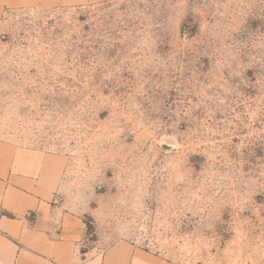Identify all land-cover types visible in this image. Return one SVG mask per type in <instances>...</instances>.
<instances>
[{"label":"rangeland","instance_id":"obj_1","mask_svg":"<svg viewBox=\"0 0 264 264\" xmlns=\"http://www.w3.org/2000/svg\"><path fill=\"white\" fill-rule=\"evenodd\" d=\"M94 2L95 9L78 8L70 17V25L59 18L48 20L51 33L42 28L39 37L34 31H25L41 23H28L31 17L24 14L27 8L7 9L0 17V138L66 156L57 202L82 218V250L95 248L99 229L105 225L119 227L129 220L139 223L135 214H124L125 205L119 202L123 187L116 182L117 162L110 155L112 149L143 143L169 154L178 146L168 141L171 130L165 127L140 141V130L134 126H126L119 139L109 136L121 120L116 104L123 101L127 85L135 82L137 55L150 51L182 60L205 83L222 75L230 84L238 85L245 97H257L264 86V5L258 0L254 6L239 7V0H196L200 15L169 8L173 0ZM146 14L158 25L147 33L141 31ZM70 28L75 31L65 36ZM26 34L35 39H18ZM182 42H187V49L180 47ZM251 60L255 62L239 68V76L229 75L238 68V62L249 65ZM144 71L152 79L157 76ZM178 97L179 93L170 89L165 104L175 108ZM143 119L148 128L153 117L146 114ZM241 119L248 123L246 117ZM72 121L88 125V131L97 134L91 159L70 154L76 147L70 138L75 131ZM237 125L228 156L241 161L235 167L244 175L235 173L232 165L209 169L202 154L189 156L191 172L177 177L178 183L189 181L181 189L188 199L186 210L182 216L169 219L170 227H162L159 239L149 236L136 246L176 264H205L209 257L213 264L217 260L222 264H264L260 255L264 236L259 227L249 230L250 225L264 219V186L257 179L258 165L264 164V133L247 136L250 129L239 121ZM187 126L186 122L179 125L181 130ZM261 127L264 115L258 114L251 128ZM241 138L246 141L243 145ZM237 145H241L238 151ZM249 177L257 182L245 188ZM148 205L156 213L154 202L149 200ZM155 220V214L150 216L140 225L141 230L154 227ZM207 241L213 246L205 248Z\"/></svg>","mask_w":264,"mask_h":264},{"label":"clouds","instance_id":"obj_2","mask_svg":"<svg viewBox=\"0 0 264 264\" xmlns=\"http://www.w3.org/2000/svg\"><path fill=\"white\" fill-rule=\"evenodd\" d=\"M145 3L148 0H144ZM256 0H239L244 6H254ZM260 5H264V0H258ZM94 0H29L26 4L28 11L24 14L31 17L28 21L33 24L39 20V27L26 29V33L36 32L40 35V29L48 28V20L59 18L66 25L72 24L73 13L78 8H96ZM115 7V5H114ZM168 7L176 11H191L198 15L202 14L201 8L196 0H173ZM144 24L141 31L147 33L158 25L151 15H144ZM57 26L53 24V27ZM75 28L66 31L65 36L70 35ZM13 39H17L13 36ZM19 40L33 41L35 38L29 34L21 36ZM7 47V45H5ZM181 48L187 49V42H182ZM63 53H61V58ZM138 68L135 75V82L129 83L128 91L123 101L116 104L120 112L121 120L117 126L109 133L114 139H119L125 132L126 126H134L139 129L138 141L151 138L158 128L165 127L171 130L168 137L170 143H177L176 150L165 154L163 150L156 151L154 146L149 148L143 143H135L130 148L117 145L112 149L110 155L117 162L116 182L123 187L122 196L119 202L125 205L124 214H135L139 217V223L129 220L127 224L105 225L99 229V238L96 239V253L101 256L100 264H111L110 256L114 251H119L114 247L117 238L129 246L140 245L142 241L149 239H159V232L162 227L169 228V219L182 216L188 203L187 195L181 189H185L189 181L187 179L177 182V177L184 171L191 172L193 165L188 157L191 155L202 154L206 157L209 169L214 170L218 166L232 165L235 167L240 164V160L230 159L228 156V146L231 144L233 135H236L237 121L250 130L247 136L260 135L264 133V127L259 130L252 129L251 123L258 114L264 115V86L257 97H245L239 90L238 85L230 84L221 75L205 83L200 79V74L184 61L177 60L172 56L154 55L150 51L146 54H139L135 57ZM249 65H239L233 69L229 75L239 76V68ZM144 70L156 73L155 79L147 76ZM127 83V82H124ZM145 85H148L145 88ZM8 85H5L7 88ZM170 89H175L179 93L175 101V108L165 104L167 93ZM44 90V89H42ZM39 103V101H37ZM146 103L147 108L142 109L141 105ZM31 107H36L32 104ZM241 109V111H237ZM219 113V117H217ZM150 114L153 119L148 128L144 127L146 121L143 117ZM246 117L247 124L241 117ZM77 119H79L77 117ZM187 123V128L181 130L179 125ZM75 131L71 139L76 141L75 150L70 151L73 157L80 155L91 159L94 154V141L98 139L95 132L88 131V125L72 121ZM178 138V139H177ZM246 141L241 138V145ZM241 145L236 146L238 151ZM127 148V150H122ZM109 153H106L108 155ZM158 156L160 157L158 159ZM219 158V159H218ZM260 172L258 180L264 186V164L258 165ZM231 171V169H229ZM235 173H240V169L235 167ZM229 180L232 177H228ZM257 181L251 177L244 181L245 188L248 184H255ZM199 191V189H197ZM188 195H191L190 193ZM198 199V197H195ZM151 200L156 206V213L149 209L148 201ZM204 207H208L205 203ZM202 210V209H201ZM156 215L155 226L141 230L140 225L148 221L149 217ZM179 227L178 222L175 224ZM211 227V225H204ZM259 227L261 235L264 236V219L258 225H250V229ZM213 239H217L213 237ZM212 241L204 244L205 248L212 247ZM127 251L128 249H123ZM199 249H197L198 251ZM260 255L264 256V241L260 248ZM187 264V262H185ZM205 264H213L211 257ZM215 264H222L220 260Z\"/></svg>","mask_w":264,"mask_h":264},{"label":"crops","instance_id":"obj_3","mask_svg":"<svg viewBox=\"0 0 264 264\" xmlns=\"http://www.w3.org/2000/svg\"><path fill=\"white\" fill-rule=\"evenodd\" d=\"M27 3L0 0V17ZM66 162L63 154L0 138V264H100L95 248L81 249L82 218L58 205ZM114 247L111 264H176L122 239Z\"/></svg>","mask_w":264,"mask_h":264}]
</instances>
